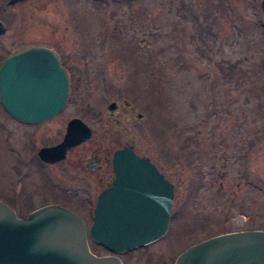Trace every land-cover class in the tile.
Segmentation results:
<instances>
[{
  "label": "rangeland",
  "instance_id": "obj_1",
  "mask_svg": "<svg viewBox=\"0 0 264 264\" xmlns=\"http://www.w3.org/2000/svg\"><path fill=\"white\" fill-rule=\"evenodd\" d=\"M7 1L0 0V65L19 48L45 44L61 55L69 83L63 112L48 122L26 125L0 104V201L17 217L60 203L82 217L93 253L113 254L89 236L97 176L71 164L74 153L55 166L34 155L77 117L92 132L83 148L102 162L131 145L173 184L166 234L114 254L124 264H172L207 238L264 231L260 0ZM16 150L34 161L26 177Z\"/></svg>",
  "mask_w": 264,
  "mask_h": 264
},
{
  "label": "water",
  "instance_id": "obj_2",
  "mask_svg": "<svg viewBox=\"0 0 264 264\" xmlns=\"http://www.w3.org/2000/svg\"><path fill=\"white\" fill-rule=\"evenodd\" d=\"M23 0H8L13 5ZM264 20V0H260ZM6 33L0 21V36ZM49 73L39 76L42 62ZM58 55L44 45H30L11 53L0 67V100L13 117L27 123L46 121L64 107L67 79ZM117 109L110 102L107 111ZM136 118H142L137 114ZM91 138L90 128L72 118L61 143L39 149L47 162L64 158L67 147ZM116 180L97 197L89 228L90 238L114 253L157 241L168 229L174 197L173 184L132 146L113 153ZM0 264H122L117 256L90 253L86 225L80 215L46 205L17 217L0 201ZM173 264H264V231L246 230L216 235L191 245Z\"/></svg>",
  "mask_w": 264,
  "mask_h": 264
},
{
  "label": "flooded vegetation",
  "instance_id": "obj_3",
  "mask_svg": "<svg viewBox=\"0 0 264 264\" xmlns=\"http://www.w3.org/2000/svg\"><path fill=\"white\" fill-rule=\"evenodd\" d=\"M46 46L49 47V48H52V47H50L48 45H46ZM52 49L58 54L59 60H60V63H59L60 64V68H61L62 72L64 73V75H65V77H66V79L68 81V76H67V72H66V69H65V66H64L63 59H62L61 55L54 48H52ZM48 63L53 64V62H48V61L42 62V64L40 65L41 69L37 70V74L39 76L42 77V76L48 75V73H49V70H48L49 64ZM116 103H117V101H116ZM122 104L124 106H128L127 102H123ZM117 108H118V103H117ZM63 110H64V108L57 115H55L51 119H49L47 121H44V122H48V121L53 120L54 118L59 116L63 112ZM72 118L66 119V120H64L62 122L64 124V127H63L64 131H63V134L61 136V139L58 142L50 144V145H47V146H42V147L54 146V145L60 143L61 141H63L64 135H65V131H66V126H67L68 122ZM20 122H22V123H24L26 125H36V124L44 123V122H41V123L32 124V123H26V122H23V121H20ZM85 142H87V141H85ZM85 142H82V143H80L78 145L67 147L65 149L64 158L61 159V160H58V161L47 162V161L42 160L38 156V151L42 147H40L38 150H36V154H34V155L37 157V160L41 163L42 166H55L57 164H60V163L64 162L65 160H67L68 155H70V153H74L75 158L73 159L71 164H75V166L78 165V169H82V171H87L89 174H92L94 176L96 175L97 179L100 182L99 184L102 185L101 191H103L104 189L112 186L113 182L115 181V178H116L114 170H113L112 158L109 159L107 157H104V161L102 162L100 158H97L96 150H90L89 148L88 149L83 148V144H85ZM126 146H128V145H124L121 148H124ZM121 148H119V149H121ZM16 152H17V155H18L19 170L23 171L22 172L23 173L22 176L24 175L26 177L28 170L31 169V166H34V161L32 163L29 160H25L23 157L20 156V151L16 150ZM32 160H33V158H32ZM77 161L79 163H76ZM22 176L19 175V177H18V182H20V190L15 195L16 203L18 205H20V203H21V187H22L21 184H23V177ZM52 203L53 204H55V203L57 204V202H52ZM57 205H60V203L57 204ZM28 212H30V211H28Z\"/></svg>",
  "mask_w": 264,
  "mask_h": 264
}]
</instances>
